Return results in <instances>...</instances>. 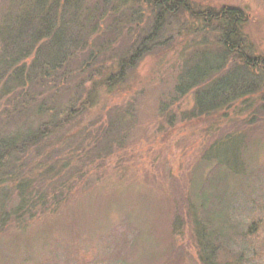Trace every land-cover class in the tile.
Wrapping results in <instances>:
<instances>
[{"label":"rangeland","instance_id":"rangeland-1","mask_svg":"<svg viewBox=\"0 0 264 264\" xmlns=\"http://www.w3.org/2000/svg\"><path fill=\"white\" fill-rule=\"evenodd\" d=\"M155 1H79L80 11L76 14L83 19L87 13L96 15L91 22L98 20L104 25L109 44L116 37L112 53L107 52L111 60L101 54V61L106 64L102 73L111 62L116 63L115 55L123 54L129 47L134 33L131 27L149 30L154 25ZM13 2L0 0V17L14 10ZM184 6L176 14L166 16L155 29L157 34H153V42L158 37L164 39L169 35L164 44H156L140 56L129 80L123 83L121 90L118 89L119 93L106 96L107 105L121 102L125 107L138 89L142 86L144 89L137 103H141V108L136 117L129 123L125 121L124 130L127 132L123 131L117 137L112 152L92 170L98 176L97 180L90 175L88 185L74 186L68 181L67 173H60L67 187H73L70 195L64 197L53 212L30 219L20 231L18 228L15 230L10 219L6 229L1 231L0 264H165L173 254L182 257L175 259V264H184L182 246L194 258L187 264H199L195 260L197 245L192 219V214L198 213L188 200L198 204L200 185H207L206 188L213 192L212 201H216L217 207H227L231 223L244 222L239 226L241 230L252 220L263 219L249 239L255 241L259 236L264 239V0H185ZM116 7H121L120 18V13H116L115 18L110 14ZM231 7L236 8L241 16L236 23L244 40L242 54L257 63L251 66V73H247L248 87L257 86L255 91L207 114L198 113L207 108L205 104L202 107L198 103L193 87L185 93L173 94L174 114L172 111L169 114L165 110L158 111L161 100L171 93L170 88L181 75L191 73L205 57L214 65L221 62L218 51L224 50L221 39L227 26L215 15ZM131 18L134 19L133 26ZM112 20L114 23L127 21L129 26L126 29L110 26L106 30L107 21L111 23ZM91 22L86 24V31L92 29ZM96 37L100 40L96 43L103 45L105 36L102 39ZM236 53L229 52L225 65L213 69L202 86L238 67V62L242 61L235 58ZM79 56L77 53L71 57L68 65L71 67L80 61ZM203 71L207 69L203 68ZM63 97L65 100L66 94ZM1 103L0 112L4 110ZM116 112L112 114L116 115ZM75 117L74 124L73 121L60 123L64 131L80 132L87 126L102 130L109 118L100 107L89 112L82 110ZM94 119L96 122L92 123ZM2 121L0 117V126L8 128ZM99 134L103 136L102 132ZM232 134L239 136L234 142L242 149L244 163L241 167L231 147L218 141ZM213 145L217 147L212 149ZM80 150L85 151L86 147ZM32 154H35L34 148L19 146L18 155L26 158ZM213 161L221 164L210 173L216 167ZM32 164L31 161L29 165ZM54 164L57 167L61 162L50 166ZM226 168H232L236 173L231 175ZM36 178V175L31 178L34 180L32 189L45 182L40 177ZM20 180L21 177L17 178ZM10 184V180L5 183L6 197L0 194V206L2 203L8 209L10 207L5 200L10 202ZM174 245L177 247L173 248ZM261 250L263 256L251 257L250 264L264 261V245ZM218 255L220 264L229 260L223 251Z\"/></svg>","mask_w":264,"mask_h":264},{"label":"trees","instance_id":"trees-1","mask_svg":"<svg viewBox=\"0 0 264 264\" xmlns=\"http://www.w3.org/2000/svg\"><path fill=\"white\" fill-rule=\"evenodd\" d=\"M13 1L14 10L0 17V101L4 107L0 117L8 127L0 126V194H7V180L11 181L9 187L11 186L12 193L8 198L10 202L5 200L10 210L2 203L0 206V236L1 231L11 222L10 219L15 230L18 228L20 231L28 225L30 219L32 221L53 212L63 198L70 195L73 187H67L66 181L59 176L60 173H67L68 181L74 186L88 185L91 181L90 175L93 180H97L98 176L92 170L112 152L111 148L117 137L125 131V121L129 123L136 117V112L141 108V103H137L144 89L143 86L138 89L125 107L121 102L113 106L107 105L106 96L119 93L118 89L121 90L123 83L129 80L140 56L153 49L156 44H164L169 38V35L164 39L158 37L153 42V34H157L155 29L159 22L164 21L166 16L176 14L177 10L181 11L185 0H156L153 4L156 8L154 25L149 30L131 27L134 33L129 47L123 54L115 55L116 63L111 62L103 73L106 64L102 63L101 54L107 56V52L112 53L116 37L111 41L112 44H109L104 25L98 20L91 22L96 15L87 13L83 19L76 14L80 11V0H63L61 4L60 0H33V3H30L32 0ZM116 13H120V18L121 7L114 8L110 14L115 18ZM101 15L98 16L102 18ZM2 17L4 18L1 20ZM216 17L227 26L223 40L221 39L224 50L218 51L220 55L214 52L220 56L221 64L214 65L206 57L203 58V62L195 65L191 73L189 71L185 76L181 75L180 80L170 88L171 93L161 100L158 111L165 110L167 114L172 111L174 114L173 94L185 93L193 87L196 99L200 101L198 103L202 107L205 104L207 108L199 109L198 113L207 114L230 104L239 96L255 91L257 86L248 87L250 82L247 73H251V66L257 63L242 54L244 40L239 34V24L236 23L241 19L239 11L232 7L225 8L216 14ZM113 20L111 23H114ZM133 20L130 22L131 26ZM120 21L114 24L107 21L106 30L110 26H119L121 29L129 26L127 21ZM88 22L93 26L90 31L85 30ZM98 32L101 33L96 36L101 39L105 36L103 45L97 44L100 40L93 36ZM72 43L74 45L71 46ZM232 51H237L235 58L238 57L242 63L238 62V67L235 66L216 79L207 81L206 86H202L213 69L225 65L227 54ZM77 53L81 60L70 67L68 60ZM108 56L107 59L111 60ZM113 66L116 68L113 69ZM203 68L207 71L204 72ZM95 107H100L109 117L102 130L100 127L93 130L87 126L80 132H73L72 129L64 131L61 127L60 123L68 121H73L74 124L77 120L76 114L82 110L89 112ZM115 111H118L116 115L112 114ZM95 122L94 119L92 123ZM10 123L13 125L8 126ZM78 124L79 122L76 123ZM236 137L239 136L232 134L218 141L231 147L233 156L241 167L244 159L242 149L234 142ZM25 145L34 148L35 154L26 158L24 155H18L19 146ZM82 147H86V150H80ZM216 147L217 145H213L212 149ZM227 150L229 152L228 148ZM20 158L22 159L19 160ZM31 161L33 164L29 165ZM54 162L61 164L57 167L56 164L50 166ZM213 163L216 167L211 169L210 173L216 171L221 164L215 161ZM226 169L231 175L236 173L232 168ZM33 175L37 176L36 180L38 177L45 180L44 184H36L35 188H30L34 182L31 180ZM19 177L22 180L17 181ZM206 186L199 187L198 204L188 200L198 213L192 214L197 245L195 260L199 264H220L218 253L221 251L225 252L229 259L225 264H250L251 257L263 256L262 236L255 241L249 239L258 225L263 223V219L252 220L241 230L239 226L244 222L231 223L227 207H217L216 201H212L213 192ZM26 187L30 189L27 190ZM175 247L177 246L174 245L173 248ZM182 248L184 253L182 251L181 254L185 257L183 263L187 264L192 257L187 254L185 246ZM172 256L173 258L168 259L165 264H175V259L182 258L176 254ZM260 264H264V261Z\"/></svg>","mask_w":264,"mask_h":264}]
</instances>
